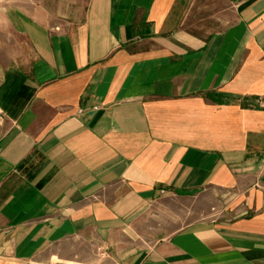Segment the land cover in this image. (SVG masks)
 <instances>
[{
	"label": "crops",
	"instance_id": "0c3cea01",
	"mask_svg": "<svg viewBox=\"0 0 264 264\" xmlns=\"http://www.w3.org/2000/svg\"><path fill=\"white\" fill-rule=\"evenodd\" d=\"M5 28L0 264H264V0H0Z\"/></svg>",
	"mask_w": 264,
	"mask_h": 264
},
{
	"label": "rangeland",
	"instance_id": "374dc122",
	"mask_svg": "<svg viewBox=\"0 0 264 264\" xmlns=\"http://www.w3.org/2000/svg\"><path fill=\"white\" fill-rule=\"evenodd\" d=\"M17 41H18V39L15 38V34H13L10 30H8L6 28L0 30V44L2 42L3 47L4 46L5 47H8V48L11 47L12 49H14L15 43ZM0 58H5L4 54H1L0 53ZM173 205L174 206H177V207H185V208L190 207V204H187V203H178V204L173 203ZM153 207H155L153 209V212H155L156 210H158V208H160V207H167V206L164 205V204H156ZM204 213L203 214H202V212L199 213V214L193 213L192 215L185 216L184 219H183V223L187 222L188 220H200V219L207 218L208 217V214H206V211Z\"/></svg>",
	"mask_w": 264,
	"mask_h": 264
}]
</instances>
